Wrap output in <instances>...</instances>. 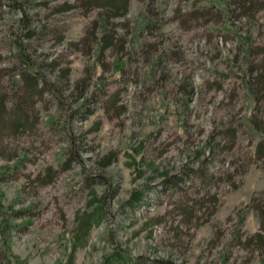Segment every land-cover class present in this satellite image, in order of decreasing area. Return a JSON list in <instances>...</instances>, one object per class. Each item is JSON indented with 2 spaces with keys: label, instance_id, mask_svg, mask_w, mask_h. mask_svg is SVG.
Segmentation results:
<instances>
[{
  "label": "rangeland",
  "instance_id": "obj_1",
  "mask_svg": "<svg viewBox=\"0 0 264 264\" xmlns=\"http://www.w3.org/2000/svg\"><path fill=\"white\" fill-rule=\"evenodd\" d=\"M225 1L130 0L101 56L94 22L105 8L0 0V97L12 102L23 83L21 43L48 83L34 124L0 155V264H264L232 239L260 230L249 205L264 197V120L259 132L250 122L244 47L255 76L264 9H237L232 26L204 10Z\"/></svg>",
  "mask_w": 264,
  "mask_h": 264
},
{
  "label": "trees",
  "instance_id": "obj_2",
  "mask_svg": "<svg viewBox=\"0 0 264 264\" xmlns=\"http://www.w3.org/2000/svg\"><path fill=\"white\" fill-rule=\"evenodd\" d=\"M83 2L84 5H86V7L88 8L98 7L105 8L107 10L106 14L104 13L101 15L99 22H94L95 36L93 40V47L99 50V55L103 56L107 49H110L111 47H113V45L115 46L116 34L112 30H109L110 20L112 18L125 16L130 6V0H83ZM9 4L19 6V4L17 3ZM213 7L217 9V13L221 17H223L226 22H229L230 25L233 26L231 20L234 11H236L237 9H241L245 16H254V13H256V11L264 9V1L226 0L223 7L212 4V6L204 8V10H211ZM149 24L151 23L147 22L146 26H148ZM124 46L125 45L123 43V46L120 47L122 49L120 50H123ZM244 48L246 56V65L249 70V77L246 79V84L254 100V111L250 116V122L253 128L257 132H259V130L261 129L260 127L262 126V120H264L259 115V108L261 106L262 99L264 98V69H262L260 73H257V75L252 76V73L255 72V69L250 61V56L252 53L251 44H246V47ZM20 59L25 65V71H23V73L21 74L23 78L22 85H15L16 87L12 94V102L7 103L5 96L0 97V155L3 157H7L6 151L9 150L8 147L10 146V143L7 142L6 137L10 135H17L20 131H24L34 124V120H31V117L33 112L35 111V97L38 96L42 98L47 89L48 84L39 72L32 71V63L30 60V56L26 52L25 48H23L22 43L20 44ZM125 66L126 64L123 61L119 59L115 61V69L116 72H118L119 74H123ZM55 91L58 92V89H55ZM71 142L75 144L73 138ZM256 159H264V140L259 141L256 146ZM73 160L74 157L68 159L66 162V166H69V164ZM141 193L142 192L139 191L138 198L140 197ZM260 195L261 194L254 195L252 197L251 204L249 205V207L255 210L257 216L260 219L259 232L249 234L247 235L244 241H241L240 229H238L237 232H234L232 239L235 242L239 241L243 245L247 246V248L254 247V249L260 250L264 255V197ZM133 198L136 197L134 196ZM193 208H195V206L192 207L191 211H188L190 217L192 216V213L190 212H193ZM98 210H100L101 212H99V216L96 219L97 222L100 220V217L104 214V207L101 205L100 207H98ZM199 210V212H201V209ZM90 220V218L83 219L80 228L87 227L91 223ZM6 222L7 220H4L0 226L2 232H5V229L7 228L4 226V223ZM5 225L9 226V223H6ZM8 258L10 259V257ZM162 264L171 263H168L167 260H164Z\"/></svg>",
  "mask_w": 264,
  "mask_h": 264
}]
</instances>
